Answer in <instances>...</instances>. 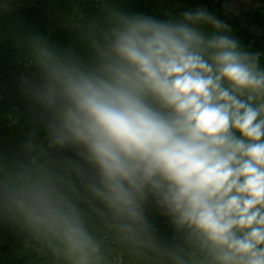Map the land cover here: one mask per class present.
<instances>
[{"label":"clouds","instance_id":"obj_1","mask_svg":"<svg viewBox=\"0 0 264 264\" xmlns=\"http://www.w3.org/2000/svg\"><path fill=\"white\" fill-rule=\"evenodd\" d=\"M97 3L66 18L76 48L17 40L35 71L26 138L0 155V229L26 264H264L261 53L204 5Z\"/></svg>","mask_w":264,"mask_h":264},{"label":"trees","instance_id":"obj_2","mask_svg":"<svg viewBox=\"0 0 264 264\" xmlns=\"http://www.w3.org/2000/svg\"><path fill=\"white\" fill-rule=\"evenodd\" d=\"M105 3L158 19L204 5L231 26L233 35L249 51L260 52L264 65V4L226 10V0H105ZM77 12L89 17L99 15L97 0H6L0 8V155L18 152L29 129L27 104L17 85L21 76L31 75L35 69L25 63L24 50L17 40L38 33L49 42L76 48L74 32L66 18ZM152 218L164 234L170 231L164 218L155 214ZM19 248V242L7 230L0 229V264H26V257L17 254Z\"/></svg>","mask_w":264,"mask_h":264},{"label":"rangeland","instance_id":"obj_3","mask_svg":"<svg viewBox=\"0 0 264 264\" xmlns=\"http://www.w3.org/2000/svg\"><path fill=\"white\" fill-rule=\"evenodd\" d=\"M231 9L239 10L240 8L264 4V0H230Z\"/></svg>","mask_w":264,"mask_h":264}]
</instances>
